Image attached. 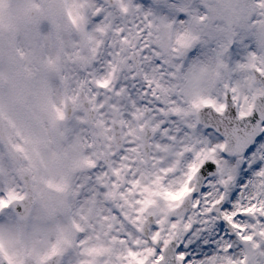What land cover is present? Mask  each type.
<instances>
[{"label":"clouds","instance_id":"clouds-1","mask_svg":"<svg viewBox=\"0 0 264 264\" xmlns=\"http://www.w3.org/2000/svg\"><path fill=\"white\" fill-rule=\"evenodd\" d=\"M9 192L0 264H264V0H0Z\"/></svg>","mask_w":264,"mask_h":264},{"label":"snow or ice","instance_id":"snow-or-ice-1","mask_svg":"<svg viewBox=\"0 0 264 264\" xmlns=\"http://www.w3.org/2000/svg\"><path fill=\"white\" fill-rule=\"evenodd\" d=\"M202 191H204V189H202ZM14 197H15V193L9 192L8 199H0V204H6L8 203V200L13 199ZM245 239H247V237H245ZM53 251H56L55 247H53ZM89 251H93V249H89ZM132 255H135V253H132ZM179 256L183 257L184 252H179ZM68 264H72L71 260L68 261Z\"/></svg>","mask_w":264,"mask_h":264}]
</instances>
